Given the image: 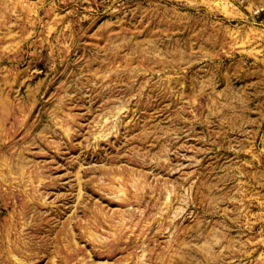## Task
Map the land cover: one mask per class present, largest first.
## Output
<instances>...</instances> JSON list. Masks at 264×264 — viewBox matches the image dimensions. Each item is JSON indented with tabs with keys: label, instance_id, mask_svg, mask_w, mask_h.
<instances>
[{
	"label": "rangeland",
	"instance_id": "374dc122",
	"mask_svg": "<svg viewBox=\"0 0 264 264\" xmlns=\"http://www.w3.org/2000/svg\"><path fill=\"white\" fill-rule=\"evenodd\" d=\"M0 264H264V0H0Z\"/></svg>",
	"mask_w": 264,
	"mask_h": 264
}]
</instances>
